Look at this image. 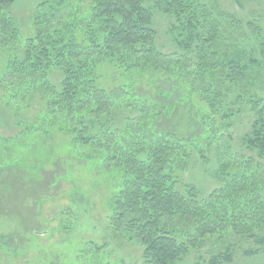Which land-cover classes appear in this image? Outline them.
<instances>
[{"label":"trees","instance_id":"trees-1","mask_svg":"<svg viewBox=\"0 0 264 264\" xmlns=\"http://www.w3.org/2000/svg\"><path fill=\"white\" fill-rule=\"evenodd\" d=\"M15 2L0 0V48L11 50L2 101L38 98V123L21 131L57 128L119 176L108 225L137 240L143 264H175L226 234L264 246V168L254 158L264 160V43L245 50L240 19L199 0H48L22 41L10 12ZM154 12L168 19L173 53L157 42ZM245 25L258 38L261 31ZM105 70L111 85L102 82ZM151 73L174 79L205 106L204 149L165 124L168 108L138 94L134 80ZM242 106L252 116L241 142L248 156L229 152V124L218 122ZM209 150L218 186L203 195L176 172L192 157L207 165ZM201 258L195 264L232 261L228 246Z\"/></svg>","mask_w":264,"mask_h":264},{"label":"rangeland","instance_id":"rangeland-1","mask_svg":"<svg viewBox=\"0 0 264 264\" xmlns=\"http://www.w3.org/2000/svg\"><path fill=\"white\" fill-rule=\"evenodd\" d=\"M46 1L16 0L11 6L22 41L33 35L32 20L37 7ZM199 1L215 4L222 13L240 19L242 27L237 31L245 36V50L258 49V41L264 43V0H242L240 5L232 0ZM87 7V3L82 5L84 12ZM248 22L261 31L258 38L245 25ZM154 25L158 44L165 53H173L166 34L168 19L154 12ZM13 48L21 50L20 45ZM10 51L0 48V78ZM107 76L102 82L110 81L111 85L113 80L110 74ZM134 82L143 100L168 108L165 124L174 134L195 137L200 148H205L201 115L207 110L198 99H188L174 79L162 74L143 75ZM5 93L6 89L0 88V264H143L137 240L114 232L108 225L119 176L101 167L97 154L90 149L73 146L70 137L57 128L21 131V125L38 123L42 105L38 98H18L6 107V101H2ZM251 120V113L243 106L230 120H218L229 124V152L249 155L241 142ZM207 158L208 164L203 165L192 157L186 169L176 172L203 195L218 186L211 150ZM254 158L264 168V160ZM207 242L200 250L191 249L175 264H195L199 257L207 261L227 246L232 260L229 264H264V246L251 240L226 234L221 240ZM94 247L100 250L94 251Z\"/></svg>","mask_w":264,"mask_h":264}]
</instances>
